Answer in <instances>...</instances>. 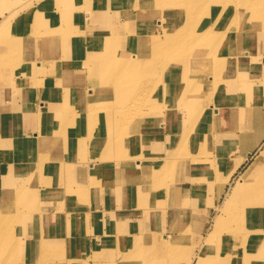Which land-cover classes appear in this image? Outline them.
Instances as JSON below:
<instances>
[{
  "label": "rangeland",
  "instance_id": "obj_1",
  "mask_svg": "<svg viewBox=\"0 0 264 264\" xmlns=\"http://www.w3.org/2000/svg\"><path fill=\"white\" fill-rule=\"evenodd\" d=\"M68 1L23 0L29 9L24 12L23 16L12 18L0 34V55L5 50L4 48L1 52V45L8 39V36L18 40V28L26 27L23 22H26L27 26L34 21L41 24L47 19L49 10L57 12V7L68 4ZM138 1L140 0H119L116 10L134 12L136 9L131 3ZM184 1L169 0L168 3L180 5ZM233 2L232 0L215 1L211 12L207 9L205 12H200V15L190 18L181 13L180 18L175 19L176 13H174L170 19L158 23L156 25L158 29L152 27L151 20L141 21L150 33L149 40L145 36L142 40L145 43H152L150 38L156 39L158 44H161L154 48L137 45L140 37L131 40L114 35L109 37V43L103 50H94V53L90 54L87 49L88 45L96 42L99 37L87 32L88 23L67 24L64 20L62 22V19L49 21L47 26L55 27L60 31L52 38L44 37L42 44L47 43L48 45L50 42H55L56 50L44 54L39 53L40 55L32 54L34 55L32 58L30 49L25 48L27 50H24V59H32L35 63L38 61L42 65L39 70L34 66L32 70L37 72L33 74L38 79L57 78L56 73L51 72L57 69L55 65H59L58 69H61V66L65 67L64 65L77 58H86L89 69H85L84 66L73 68L72 73L74 71L79 73H74L76 77L74 85H69L66 81V76L68 77L71 69L66 67L61 69L65 77L61 76V82L58 84V99L40 101L47 105L43 106L45 109L43 111H51L52 114L48 117H33L34 120L26 124L30 131H28V137L18 136L19 138L13 137L7 140L0 138V146L3 150V152L0 151V171L4 170L5 165L12 164L13 172L10 178L4 179L7 175L0 176V264H93L99 262L111 264V259L116 256L120 258L118 259L120 264H184L177 259L180 254L177 257H171L149 243L141 245L137 242L128 254L121 255L123 246L128 240L122 238L124 229L121 226H124V221L122 219L115 221V219L120 216V213H126L122 217L127 221L128 218L131 221H138L146 217L148 220L145 222L142 234L145 233L148 239L157 234L167 235L169 242L177 232L189 231L187 235L178 238V240L183 239V241L180 240V257L186 260L189 256L187 253L192 248V239L201 233L192 230L194 222L202 224L205 221L204 223L208 224L209 217L219 214L217 210L212 209L213 203L221 209L227 202L231 190L227 191L228 196L223 195L219 202H216L213 193L216 190L215 182L200 180L199 168L184 171L183 163L188 158L190 161L196 157L199 160L196 164L200 165L215 158L214 155L212 159H206L205 155L207 148L208 151L210 150L209 140L215 138L216 135L220 136L213 125L212 118L215 108L222 110V114L225 113L224 110L227 107L237 109L241 121H243L244 111L247 108L245 114L253 113L254 119H256L255 115L257 117L256 123L260 122L264 125V59L258 57L255 61L256 55H252L249 60L244 61L245 64L251 63L250 68L244 70L245 77H240L236 81L235 78L227 81L226 76L219 73L223 63L219 65L217 62L222 57L219 56V51L223 53L224 49L216 46L215 57L212 49L220 42L224 48L233 50L229 37L225 33L223 35L210 33L206 38H201L198 33L201 27L206 29L214 27L216 9L222 12L226 9L233 11L230 5ZM11 3L12 0H0V22L2 21L1 13H6L8 16L5 7ZM200 3H203L202 0H199V5ZM199 9L202 10L201 7ZM233 12L236 13V20L240 23L237 33H241V27L247 26L249 19H245L243 13L237 10ZM55 15L63 17L62 13ZM240 15H242L241 19ZM124 19L121 15L119 21L123 22ZM183 30H187V33L184 31L183 34L194 36L195 39L184 38L186 35L183 36L184 39H176ZM165 32L170 35L169 38L163 37ZM263 34L264 31H256L250 38L256 43L264 42ZM219 36L222 38L220 39ZM212 37L214 45L211 44ZM100 41L98 40V43ZM75 42L80 43L79 50L75 47ZM192 42L205 43L206 46L197 48L191 45ZM256 51H258V46ZM49 59L55 60L56 63L49 65L47 62ZM51 67L55 68L51 69ZM67 70L69 71L65 72ZM119 71H124L122 76H117ZM14 73V70L6 71L8 76H13ZM90 77L92 80L99 78L98 81L101 83L106 81L112 85L123 86L121 88L116 86L113 91L109 92L100 91L99 103L94 104L89 98L88 86L77 88L79 83H82L78 81L82 80L83 83L88 84ZM134 77H139L135 83ZM10 81L11 78L7 81L4 79L0 81L2 84H0V104L2 105L4 103L14 104V102L16 104L21 100L20 89L9 87ZM244 81L246 84L243 83ZM39 83L42 88L46 87L45 83L40 81ZM227 84L234 86L227 90ZM41 86L28 84L25 87H28V90L38 91V87L41 88ZM240 96L245 100L244 102L237 100ZM63 100L68 102H63ZM52 102H58L60 111L71 113L68 120L56 119L58 108L53 107ZM22 106L26 110L24 104ZM170 106L173 109H170ZM117 108L120 112L112 115L111 110ZM11 114L12 120L19 115L17 111ZM110 117H114L116 122L106 136V141L102 139L105 138L103 135H99V131L101 123L110 120ZM136 122L149 125V134L147 131L145 134L138 132L141 129L135 125ZM253 123L255 125V121ZM232 125L233 123L224 130L232 129ZM52 126H55L56 130L52 131ZM177 130L179 131L176 132ZM181 130L195 131V134H198L196 140L193 136L187 137L186 140L179 138ZM259 130L261 131L260 127L246 137V142H244L246 147L255 145ZM51 131L54 136H49ZM208 132L211 134L215 132V134L209 138L206 134ZM236 133L238 135L239 132ZM34 141L35 144L38 142L39 149L36 152H29L28 147L32 146ZM225 143L220 142L218 146H223ZM238 144L239 138L235 139L232 149ZM258 146H253L248 151L251 155L247 161L255 156ZM217 149L218 147H214V153ZM171 153H177V156L171 157ZM180 155L184 157L183 163L179 162ZM149 159L152 161H145ZM172 165L173 168L170 169ZM5 171L9 172L8 168ZM87 172L89 175L85 177L83 174ZM237 175L238 173L235 177ZM121 178L125 179L123 189L126 187L128 199L133 201V206L130 205V208L135 211L112 209L111 211L117 214L116 218L108 217L106 221L107 217H105L104 221L99 222L107 209L97 208L98 199L109 197L116 200L117 198L116 203L124 206L126 199L123 200L116 192V189L122 185L120 181L117 185L114 182ZM186 180L189 181L186 182ZM163 184L165 188L162 193ZM233 184L234 180L228 186V190ZM36 188H43V191L37 195ZM83 191L85 192L82 193ZM194 194L199 195L196 201H192ZM31 200L41 208L44 205L45 210L34 209L29 205ZM102 203L110 204L104 201ZM90 206H94L96 210L89 211ZM184 209L187 212L185 221L176 224L169 216L173 214L179 216ZM46 211L52 214H64L67 225H69L67 218L74 213L76 217L71 216L70 221L76 218L75 231L66 225L60 229L55 225L52 230L44 232L43 228L37 234L24 231L25 224L26 226L32 224L26 219L38 214L44 227L48 229L45 223L46 216L41 213H46ZM134 212H139L138 217L131 216ZM98 219L100 220L96 222ZM81 222L83 229L79 227ZM111 222L121 223V226L115 225L113 228L110 225ZM257 228L262 230L261 236H264V225ZM70 234L73 236L88 234L93 237L99 235L100 238L83 242L74 240L71 236L72 239L69 241ZM249 236L257 235L251 230ZM27 241L31 243L32 249L26 250L22 246V242ZM98 241L101 245L90 246ZM202 243L205 245V239H202ZM235 250L240 253L236 260L232 258L218 260L212 257L209 249L207 252L209 259H204V252L202 264H244L242 256L244 250H248L250 254L246 264H264V245L259 247L247 244V247H236Z\"/></svg>",
  "mask_w": 264,
  "mask_h": 264
},
{
  "label": "bare ground",
  "instance_id": "obj_2",
  "mask_svg": "<svg viewBox=\"0 0 264 264\" xmlns=\"http://www.w3.org/2000/svg\"><path fill=\"white\" fill-rule=\"evenodd\" d=\"M118 1L119 0H108V1L103 0L101 2L98 0H69L67 2L68 4L59 5L57 7V12L52 9L49 10L47 19L43 21L41 24H39V22L34 21L33 23H30L29 26H27L26 22L25 23L23 22V25H25L26 27L20 26L21 28L20 27L18 28L19 29L18 38H17L18 40L16 41L12 36H8V39L4 41L1 45L2 48L1 52L4 50V48L5 50L0 55V81L1 80L3 81V79L4 81H7L8 78H11V81L9 82L10 85L9 87L12 86L15 88L18 87V89H21L22 83H25L24 87L28 84L41 86L39 81H43V80L38 79V77L33 74V72L36 73L37 71L32 70V68H34L35 66V68L39 70L42 68V65L38 61L35 63V60H32L31 58L32 56L38 55L39 53L44 54L46 52H53V50H56L55 42H50L48 45H46L47 43L42 44L43 42L42 39L44 37L48 36V38H52L53 35L58 34V32L60 31L55 27L50 28L49 26H47L49 21L54 22L58 19H62V22L65 21L67 24L88 23L89 25L87 26L88 28L87 32H89L95 37L96 36L99 37L97 39L101 40L99 43L97 40L93 44L88 45L87 49L90 54L94 53V50L97 51H99L100 49L103 50V48L106 47L109 43L108 41L109 37H112L114 35H118L122 38L131 39V40L140 37L138 39L139 42L137 43V45L140 44V45L148 46L150 48L151 47L154 48L156 46H160L161 44H158L156 39L153 40L150 38V42L152 41V43H145L142 40L144 36L147 40H149L150 33L144 27L143 22L141 21H145L147 19L148 21L151 20L152 27L154 26V28H157L156 25L158 23H162L167 19H170V17H172L174 13H176L175 19L177 18L179 19L180 18L179 15H181V13H183L185 17L190 18L191 16L194 15L195 16L200 15L201 14L200 12H205L207 9L208 12L209 11L211 12L215 1H219V0H202L203 3L202 4L200 3L201 6L199 5V0H185L184 3L183 4L181 3L180 5L169 4L168 3L169 0H161V1L140 0L137 3L136 2L131 3L135 7L134 9H136L134 12L117 11L116 4H119ZM232 1H234L232 4H230L232 10L233 11L237 10L241 14L243 13L245 19H249L248 23L246 21L248 25L245 27H241L242 30L241 33H237L240 23L236 20V13L229 9H226L225 12L216 9V13H215L216 21L214 22L213 28L206 29L201 27V29H198L199 31L198 33H200L199 36L201 38H206L210 33L211 34L220 33V35H223L225 33L226 36L229 37L230 44L232 45L233 50L224 48L223 46L220 45V42H218L217 45H214L213 37L211 41L212 42L211 44L214 45V48L212 49L214 57L216 56L215 55L216 46L224 49L223 53L221 52V50L219 51L218 54L219 56L222 57L219 58L220 60H217V62L219 63V65H222L223 63V67L221 68V70H219V73L221 72L222 74H224L227 78V81H229L230 79L233 80L234 78L236 81L240 77H245L244 70L245 68H250L251 63L245 64L244 61L249 60L252 55L254 56L256 55V57L254 58L255 61L257 60L258 57H262L264 59V42L258 41V43H256L253 41V39L250 38L252 33L254 34L256 31L257 32L264 31V0H232ZM200 7L202 8L203 11L199 9ZM217 7L219 6L217 5ZM28 9L29 8L27 4L23 2V0H12V3L7 7H5L8 16H6V13L5 14L1 13L2 21L0 22V34H2L6 25L9 23L10 20H12V18L23 16L24 12L27 11ZM56 13L59 14L62 13L63 17L55 15ZM121 15L125 18L123 22L119 21ZM239 18L241 19L242 15H240ZM233 20L234 22H232ZM194 23L196 22L194 21ZM187 30L189 31V29ZM187 30L181 31L177 35L176 39L179 38V40H181L184 38H190L194 40L195 39L194 36H191L189 34L187 35L183 34L184 31H186L187 33ZM166 33L167 32H165L163 37L169 38L170 35H167ZM184 35H186L187 37L185 36L183 38ZM219 38L221 39L222 37L219 36ZM191 45L197 48H201V46L204 47L206 46L205 43L198 44L195 42H192ZM79 46H81L80 43L75 42V47H77L78 50L80 49ZM257 46H258V51L255 52ZM25 48L30 49L29 51H31V58H30L31 60L24 59V50H27ZM47 62L51 66L52 64L54 65V63H56L55 60L52 61L51 59H49V61ZM74 62L75 63L73 67H75V69H77L78 66H82V67L84 66L85 69H89L87 66L88 62L86 58L84 59L77 58L74 60ZM7 70L9 71L14 70L15 71L14 75L13 76H8V74L6 75ZM68 71L69 70L65 72ZM122 72L124 71H119L117 76L119 75L122 76ZM74 73L79 74L77 73V71H74ZM138 78L139 77L133 78L134 83L138 81ZM94 79L95 80H92V78L90 77L89 80L90 82L88 84L82 83L77 87L81 89L84 85L88 86L87 90L90 92L89 98L91 99V101L94 102V104L99 103L98 99L100 98V94H99L100 91L109 92V91H113L116 86L120 88L123 86V85H112L110 83H107L106 81L104 83H101L98 81L99 78L97 79L94 78ZM243 83L246 84V81H244ZM58 86L59 85H57V88ZM233 86H234L233 84H227L226 89L227 90H229V88L232 89ZM41 89L42 86L41 88L38 87V91ZM244 94L245 92L243 90V95ZM237 100L239 102L245 101L243 98H241V96L238 97ZM63 102H68V101L63 100ZM39 106L42 109L43 106L45 107L47 105L46 103L39 102ZM52 106L58 108V112L56 113V119H63V120L69 119V115L71 113L60 111L58 102H52ZM24 108L27 111H32L31 106L29 104H24ZM5 109L6 107L0 104V112L1 113L5 112L6 111ZM219 110H220L219 108H215L213 110L212 119H213L214 129L218 133H220V136L216 135L215 138L209 140L210 150L208 151V148L207 151L206 148L204 150V152L206 151L205 153L206 159H212L214 155L215 158L200 165L196 164L197 161H199L198 158L196 157L191 159L190 161H188L189 160L188 158L187 161L184 163L182 162V159L184 158L182 155H180L178 158L180 160L179 162L183 163L184 171L199 168L198 170L201 171L200 180L202 181L207 180V182H215L216 190H214L213 193L216 202L217 201L219 202V200L222 198L223 195L228 196V192L231 190L229 198L227 199V202L224 203L223 208L220 209V207L215 206V203H213V205L210 203V205H212V209L217 210L219 214L214 217L212 216L209 217L208 224H205L204 223L205 221H203L202 224L194 222L193 224L194 228L192 227V230L196 233L199 232L201 233L200 235H198V237H194L192 239V248L187 253L189 255L188 259L184 260L185 259L184 257L183 258L180 257L181 241H183V239H180L181 240L180 241L178 240V238L187 235L189 231L177 232L176 236L172 237V239L169 242L167 235H159L157 233L156 236H153L148 239L147 235H144L145 233L142 234V231L145 226V222L148 220L146 217H143L138 221H131V219L127 217L128 218L127 221L125 218L122 217L123 215L125 216L126 213L123 214L120 213V216L116 218L117 216L116 212L111 211L112 209H107L104 215L107 217L106 221H108V217L116 218L115 221L118 219H122L124 221L123 222L124 226H121V223L114 224V222H111L110 224L113 228H115V225H120L121 227H123L124 233L122 234V238L128 240V242H126V245L123 246V252H121V255L128 254L131 248L134 245H136L137 242L138 244L141 245L149 243V245L153 244L155 247L162 250L163 253L169 254V256L171 257H177V255L180 254L177 259H180V262H183L184 264H190V263L202 264L204 262V259H209L207 255L209 249L211 251V255L213 258H217L218 260H220L221 258L222 259L232 258L236 260L240 256V253L235 250L236 247L245 248L247 247V244L253 246L258 245L259 247H262L264 245V236H261L262 230L257 228L264 225V142L258 146L257 153L255 154L254 157L251 158L250 161H247L248 160L247 158L251 155L250 152H248L244 157L236 155L238 149L237 147L236 148L234 147L232 149V147L233 144H235V139H237L236 132L237 131L241 132L244 129H246L245 117L243 118V121H241V117L237 109H231L227 107L224 110L225 113L223 114H222V110L221 111ZM11 112L16 113L14 106L12 107ZM119 112L120 109L118 108L115 110H111L112 115L117 114ZM51 114H52L51 111L50 112L39 111L38 116L48 117ZM115 122H116L115 118L110 117V120L108 119L105 123H101L99 135H103L105 137L102 139L107 141L106 136L109 134L112 127L115 126ZM232 123H233L232 129L224 130L227 127H229V125ZM151 124L154 125V123ZM135 125L141 129L138 132L145 134V132L147 131V134H149L150 132L149 125L148 126L144 125L142 122H136ZM54 130H56V127L52 126V131ZM52 131L49 134V136H54ZM178 131L179 130H177L176 132ZM206 134L209 138H212V134H215V132H213L212 134L211 132H208ZM196 135L198 134H195V131L190 130L186 132L185 130H181L179 138L182 137L184 138V140H186L187 137L193 136L194 140H196ZM36 137H34V139ZM170 139L172 140L171 137ZM220 142H226V143L223 144V146H218V143ZM227 145H232V146L226 147ZM38 147H39L38 142L35 144L34 141L33 145L28 147L30 149L29 152L30 151L36 152L39 149ZM214 147H218L216 153H214ZM176 156L177 153H171V157H176ZM145 161L151 162L152 160L149 159ZM173 165L170 169L173 168ZM11 167L12 164L5 165L4 170L2 172L0 171V176L7 175L4 179L12 177L13 172ZM7 168L9 172L5 171V169ZM237 173L238 175L235 177ZM83 175L86 177L87 175H89V173L87 172L84 173ZM232 180H234V184L228 190V186H230ZM118 181H120V184L122 186L117 188L116 192L123 199L124 198L126 199L127 198L126 187H124L123 189V182L125 181V179L121 178L115 180L114 181L115 185H117ZM188 181L189 180H186V182ZM164 188H165V184H163L161 187L162 193L164 192ZM35 191L38 195L41 191H43V188H36ZM81 191L82 190H80V192ZM84 192L85 191H83L82 193ZM198 196L194 194L192 197V201L198 200L199 198ZM33 200L30 201L29 203L30 206H32L36 210H41V211L45 210L44 205L41 208ZM25 207H28V205H25ZM41 213H43L46 216L45 223L48 226V229L44 227L42 220L39 218L38 216L39 214H38L36 216H32L26 219L27 222L31 221L32 224L29 226H26L25 224V228H24L25 232L30 231L31 234L32 233L37 234V232H40L43 228H44L43 232L50 231L53 229L55 225L59 226V229L62 226L66 225L70 229L72 228L73 231H75L77 227L76 218L73 219L72 222L70 221L71 216L76 217L74 213H72L70 217L67 218L69 225H67V222L65 221L64 214H60V213L52 214V212L49 211H46V213L44 212ZM89 215L91 216V214ZM95 215L98 217L96 213ZM138 215L139 212L138 213L134 212L131 214V216L133 217L136 216L138 217ZM186 216H187V212L186 209H184L181 211L179 216L173 214L172 216L169 217L173 219V221H175V223L177 224L178 222L185 221L184 218ZM49 222L51 224H48ZM79 227L83 229L82 222L79 223ZM251 230L254 231V234H256L257 236L255 237L249 236ZM87 235L88 234H78L77 236H73L70 234L69 241H71L73 237L74 240H80L84 242V240L88 238L86 237ZM204 235L206 237H204ZM99 238L100 237L97 236L93 239V241ZM202 239H205V245H203ZM65 241L66 240H64V242ZM96 244L97 242L93 244V247L97 246ZM22 246L26 250L32 249V245L29 241H27L26 243L22 242ZM193 248L195 250H193ZM176 249H178L179 251ZM183 252H185V250ZM204 252H205V258L202 259ZM249 255H250L249 251L244 250V253L242 254L244 259L243 260L244 264L247 263ZM118 259L120 258H117V256L111 259L110 261L111 264H120V260ZM87 264H91V263H87ZM93 264H104V262L93 263Z\"/></svg>",
  "mask_w": 264,
  "mask_h": 264
},
{
  "label": "crops",
  "instance_id": "obj_3",
  "mask_svg": "<svg viewBox=\"0 0 264 264\" xmlns=\"http://www.w3.org/2000/svg\"><path fill=\"white\" fill-rule=\"evenodd\" d=\"M74 63L75 62L73 61V62H70L69 64L64 65L67 69H71V72L69 73L68 77L66 76V81L69 85H71V84L74 85L76 83L75 74L72 73V70L74 68L73 67ZM55 66L57 67V69L55 67H51V69L55 68V70H52L51 72H55L57 75V78L40 79V80H43L40 82L45 83L46 87L42 88L39 92L36 90L32 91V90H28V87H24L25 83H23L22 87L20 89L21 94H22L20 96L21 100H19L16 104H15V102H14V104H9V103L5 104L4 103L3 106L6 107V109H5L6 111L2 112V113L0 112V138L7 140V139H13V137L16 138L18 136L19 137L20 136L26 137L30 132L29 128L26 124L29 122H32V119L34 120L33 117H37L39 114V111L45 110L44 108H42V109L40 108L39 102L40 101H56L58 99V97H57V89H58L57 85L61 82V76L65 77L63 74L64 72L61 71V69L65 68V67L61 66V69H58L59 65H55ZM78 67L82 68L81 66H78ZM55 79H57V80H55ZM78 82L83 83L82 80L78 81ZM82 83H79V84H82ZM23 104H29L31 106L32 111L29 112L27 110H24L23 106H22ZM11 105H13V106L16 105L15 106V107H17L16 111L19 114L15 120L11 119V116H12L11 109L13 107ZM248 107L252 108V106H248ZM170 109H173V108L170 106ZM246 109L247 108H245V111H244V117H245V122H246L245 128L246 129L239 132L237 135L239 138V144L237 146L238 150H237L236 155L242 156V157H244L248 153V151H250L253 148V146L256 147L258 145H261L263 143V140H264V125H262V123H260V122H259V124L256 123L257 117L255 115L256 119H254V116H252L253 113L245 114V112H247ZM20 114H22V116ZM35 121H36V119H35ZM253 121H255V125H254ZM258 127L261 128V131L260 130L258 131L259 137L255 141V145L250 146V147H246L244 145V142H246V137H249L252 134V132L257 130ZM17 145H19V144H17ZM0 151L3 152V150L1 149V146H0ZM242 152H243V154H241ZM89 164H92V162H89ZM123 200H125V198ZM103 201L108 202L110 204L105 205L104 203H102ZM98 202L99 203L97 204V208H99L100 210L121 208V209H124L128 212L135 211L134 209L130 208V205H131V207L133 206V201L128 199V197L126 198V201H124L125 202L123 204L124 206H121V204L116 203V202H118L117 198L115 200V199H111L109 197H106L103 199H98ZM95 210H96V208L94 206H90L89 211H95ZM105 217L106 216H103V218L101 220L98 219V220H96V222H98L99 220H100L99 222L104 221ZM87 225H88V223H87ZM86 228H87V226H86ZM87 237H88L86 239L87 241H93V239L95 238V237L89 236V235H87ZM97 243H98V244H96L97 246L101 245L100 241ZM90 244H92V242H90ZM90 246H93V245H90Z\"/></svg>",
  "mask_w": 264,
  "mask_h": 264
}]
</instances>
